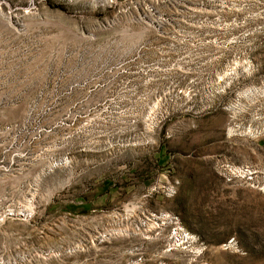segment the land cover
Wrapping results in <instances>:
<instances>
[{
    "label": "rangeland",
    "instance_id": "rangeland-1",
    "mask_svg": "<svg viewBox=\"0 0 264 264\" xmlns=\"http://www.w3.org/2000/svg\"><path fill=\"white\" fill-rule=\"evenodd\" d=\"M0 264H264V0H0Z\"/></svg>",
    "mask_w": 264,
    "mask_h": 264
}]
</instances>
